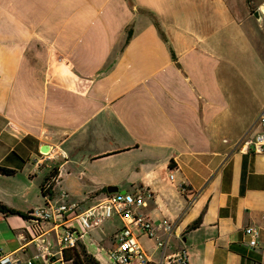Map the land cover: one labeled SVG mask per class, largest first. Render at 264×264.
Returning a JSON list of instances; mask_svg holds the SVG:
<instances>
[{
  "label": "crops",
  "instance_id": "0c3cea01",
  "mask_svg": "<svg viewBox=\"0 0 264 264\" xmlns=\"http://www.w3.org/2000/svg\"><path fill=\"white\" fill-rule=\"evenodd\" d=\"M262 2L0 0V165L21 176L7 186L0 173V201L24 213L44 206L54 168L57 201L65 190L75 202L63 180L84 185L87 206L107 185L131 183L157 232L140 236L154 258L166 218L169 251L185 249L189 264H264V152L246 142L264 129V42L254 32L264 12L251 11ZM0 218L21 229V258L46 247L55 259L39 264L59 263L52 221L34 238L32 221ZM98 225L82 243L101 264L118 228L106 236ZM249 225L260 230L254 246Z\"/></svg>",
  "mask_w": 264,
  "mask_h": 264
},
{
  "label": "built area",
  "instance_id": "2783aa9c",
  "mask_svg": "<svg viewBox=\"0 0 264 264\" xmlns=\"http://www.w3.org/2000/svg\"><path fill=\"white\" fill-rule=\"evenodd\" d=\"M260 10L264 12V1L261 3ZM260 120L264 126V111L260 114ZM246 142L254 152H264V129ZM169 177L172 179L173 174H170ZM57 182V174L52 172L44 183V196L47 199L45 205L29 211L27 219L32 221L30 231L34 238L42 231L41 221H52L54 227L60 229L58 244L62 253L58 264H63V261H66L63 250L74 248L79 242L82 243V239L91 227L114 215L120 216L122 225L116 232L115 248L107 252L109 260L116 264H189L185 249L169 251L168 238L173 233L174 225L166 218L160 222V226L165 231V237H156L159 256L154 258L145 251L140 236L145 234L148 237H155L157 232L152 219L143 211L145 204L143 193L128 191L106 193L104 198L97 203L82 208L76 202L66 199L67 192L65 190L60 191L59 201L54 199L52 192ZM244 231L249 237V245H256L260 230L249 225L245 227ZM33 243L37 244L35 240ZM22 249L24 248L6 251L1 246L0 264H39L41 258L55 259V256L46 247H38L37 253L32 257L21 258L18 251Z\"/></svg>",
  "mask_w": 264,
  "mask_h": 264
},
{
  "label": "rangeland",
  "instance_id": "374dc122",
  "mask_svg": "<svg viewBox=\"0 0 264 264\" xmlns=\"http://www.w3.org/2000/svg\"><path fill=\"white\" fill-rule=\"evenodd\" d=\"M262 1L263 0H253L255 6H259L260 2H262ZM254 25L256 27L254 32H256L259 35V38L263 39L264 38V13H262V20L261 21L256 20L254 18ZM261 39H260V42H264V40H261ZM62 170L66 171L65 168H63ZM2 177L3 178H1V179L5 180L7 186H9V185L13 186V185L21 184V182L19 181L21 176L19 174L16 176L5 175ZM22 180H25L24 176H22ZM67 183L65 182V180H63V182L59 185H61L63 188H67L70 191L72 198L75 200V202H78V203L82 204L83 206H87L88 204L86 203V201L81 199V197H82L81 196L82 195L81 194L82 193L81 188L84 185H81L80 183H76L75 181H73L71 183L68 181ZM59 188L60 187L58 186L57 189H59ZM119 188H124V189L131 191V192H133L135 190L134 186L131 185V183L119 185ZM40 196H41V194H40ZM121 225H122V220H121L120 216L114 215L111 218H107V219L102 220L100 225H98L97 227L102 226L103 230H104L103 234L107 236V234H111V233L113 234L116 231V229L119 228ZM20 230L21 229H13L7 219L0 218V247L3 246L6 251L13 250L18 245V242H19L18 232ZM50 237L52 238V240L54 242V246H55V244L57 245L56 240H55V232H53L52 236H50ZM50 237L48 238V241L51 242ZM85 242L87 243L90 251H93V252L96 251L97 247H95V245L91 244V236H87L85 239ZM108 244L109 243H104L102 245L103 246L102 251H100L98 253L100 262H101V264H116L113 261L109 260L108 257L103 252V250L107 248Z\"/></svg>",
  "mask_w": 264,
  "mask_h": 264
},
{
  "label": "trees",
  "instance_id": "16d2710c",
  "mask_svg": "<svg viewBox=\"0 0 264 264\" xmlns=\"http://www.w3.org/2000/svg\"><path fill=\"white\" fill-rule=\"evenodd\" d=\"M252 1L253 0H249V3H252ZM256 9L257 8H255V6L251 7L252 13H254V11ZM131 34H132V30L128 29L126 42L129 40ZM15 172H16V170L14 168H10L7 166L0 165V173L1 174L12 175ZM52 172L57 174L56 168H54V170ZM42 189H43V194H45L44 184L42 186ZM0 212L3 214H6V215L16 214V215L23 217L24 219L29 218L28 213H24V212H22L16 208L10 207V206L2 203L1 201H0ZM197 223H198V221L195 222V224H193V226L196 225ZM63 252H64L63 253L64 259L65 260H72V262L74 264H100L98 262V260L91 253H89L87 251L85 245L82 244L81 242H79L76 247L68 249V250H63Z\"/></svg>",
  "mask_w": 264,
  "mask_h": 264
},
{
  "label": "water",
  "instance_id": "95a60500",
  "mask_svg": "<svg viewBox=\"0 0 264 264\" xmlns=\"http://www.w3.org/2000/svg\"><path fill=\"white\" fill-rule=\"evenodd\" d=\"M253 15L256 18L260 19V11L258 9H256L254 11ZM48 150H49L48 145H43L41 147V151H43V152H48ZM106 190H107V193H113V192H118V191L119 192H122V193L126 192V189H121L117 185H107L106 186Z\"/></svg>",
  "mask_w": 264,
  "mask_h": 264
}]
</instances>
